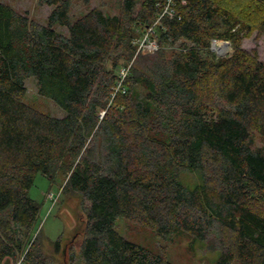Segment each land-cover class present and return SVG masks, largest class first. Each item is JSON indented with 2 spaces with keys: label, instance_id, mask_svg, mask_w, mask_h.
<instances>
[{
  "label": "trees",
  "instance_id": "1",
  "mask_svg": "<svg viewBox=\"0 0 264 264\" xmlns=\"http://www.w3.org/2000/svg\"><path fill=\"white\" fill-rule=\"evenodd\" d=\"M164 1L123 0L120 14L93 7L71 21L73 0H40L52 7L43 23L0 0V264L21 255L53 263L34 235L39 173L81 197L86 222L71 264H175L120 234V216L159 237L216 236V264H264V151L254 147L264 138V61L239 43L264 35V0H176L160 49L137 53L138 30ZM212 39L230 40L233 53L218 58ZM32 76L63 116L26 102Z\"/></svg>",
  "mask_w": 264,
  "mask_h": 264
},
{
  "label": "rangeland",
  "instance_id": "2",
  "mask_svg": "<svg viewBox=\"0 0 264 264\" xmlns=\"http://www.w3.org/2000/svg\"><path fill=\"white\" fill-rule=\"evenodd\" d=\"M12 5L19 12H27L31 18L46 23L52 7L40 3V0H2ZM185 0H182L184 3ZM123 0H73L70 10L71 21H75L83 16L93 7L102 8L107 14H120ZM176 0H165L163 3L158 2L160 8L159 14L154 21L153 38L157 40V49L145 48L141 54H153L160 49L158 28L163 25V17L160 19L164 10L171 8L175 12ZM168 15V14H167ZM174 15V13L172 14ZM171 15V16H172ZM152 24V25H153ZM58 31L68 34L66 27H55ZM148 26L139 29L133 42L137 47L141 45V40L149 32ZM182 41L175 46L168 45L169 49H180ZM240 46L252 50L256 49L261 60L264 61V35H259L257 30L246 35L239 40ZM234 43L230 40L212 39L211 50L219 57H226L233 53ZM172 47V48H171ZM224 47V48H223ZM226 48V49H225ZM137 55V54H136ZM135 57L130 61L132 66ZM27 94L26 102L38 109L39 111L61 117L64 114L63 109L53 99L43 96L39 93L37 80L34 76L26 80ZM254 147L264 151V138L257 134L254 140ZM184 183L194 186L198 180L194 172H188L183 177ZM64 179L61 176L55 177L50 181L42 173L36 176L32 185L29 196L41 203L40 220L35 237L38 233L42 234V240L46 253L53 257L52 264H71V247H74L76 254L80 251V245L83 239L82 228L86 222V215L81 206V197L78 194H66L63 191ZM116 229L127 239L147 247L155 252H165L168 259L175 264H216L220 254L221 247L218 246L216 236L208 239L197 238L187 231L179 230L171 236L159 237L155 231L143 224L136 223L125 217H118L116 220ZM63 235L61 251H54V241ZM24 255L19 256L16 262L11 264H22ZM232 264H241L239 261H233Z\"/></svg>",
  "mask_w": 264,
  "mask_h": 264
},
{
  "label": "built area",
  "instance_id": "3",
  "mask_svg": "<svg viewBox=\"0 0 264 264\" xmlns=\"http://www.w3.org/2000/svg\"><path fill=\"white\" fill-rule=\"evenodd\" d=\"M163 12L164 13L161 16H159L160 19L163 16H165L166 14H169V15L173 14V12L171 11V8H168V9L164 10ZM154 24L148 26L150 31L148 32V35H145L144 38L141 40V45L139 46L137 53L141 52L142 49L144 50L145 48L157 49V47H158L157 40H155L153 38L154 37L153 34L155 33V30H154L155 25ZM130 67L131 66L124 67L120 70V75H121L122 79H121V83H120L119 87L121 86L124 79L127 77Z\"/></svg>",
  "mask_w": 264,
  "mask_h": 264
},
{
  "label": "bare ground",
  "instance_id": "4",
  "mask_svg": "<svg viewBox=\"0 0 264 264\" xmlns=\"http://www.w3.org/2000/svg\"><path fill=\"white\" fill-rule=\"evenodd\" d=\"M224 48V47H223ZM226 49V48H225Z\"/></svg>",
  "mask_w": 264,
  "mask_h": 264
}]
</instances>
